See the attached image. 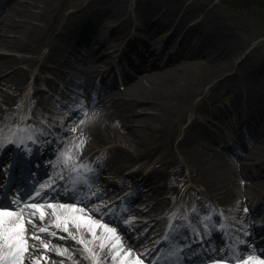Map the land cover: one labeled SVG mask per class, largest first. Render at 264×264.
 <instances>
[{
    "label": "rangeland",
    "instance_id": "374dc122",
    "mask_svg": "<svg viewBox=\"0 0 264 264\" xmlns=\"http://www.w3.org/2000/svg\"><path fill=\"white\" fill-rule=\"evenodd\" d=\"M31 1L32 0H25L22 2H26L29 5ZM127 1L128 4L126 15L130 16L131 24L124 27L117 26L116 30H114V27L120 22V19L126 16L125 15L121 18H115L114 16H111L109 12H107V10H110L112 8L114 0H64L61 7L58 8L56 13L52 17L51 25H49V27H47V29L45 30L43 29L36 32L35 38L37 41L34 38L36 42H33L35 51L23 52V54L27 56L37 57L38 61L37 65H35L27 74L26 82L22 89V92H20L18 97L15 99V101H17V105L14 103V110L18 111L19 109H24L28 105V101L30 100L35 101L37 104L43 102L47 107H50L52 104L54 105V111L63 114L64 118L63 116L59 115L53 117L56 119L61 118V122L64 123V121L69 118L65 116L66 112L61 107H59L58 104H55L53 102V99L51 98L52 93L60 99L66 98L63 99V101L72 103L71 105L75 108V110L79 109L76 102L70 99V95H73L74 97L78 96L76 94V90L74 89L76 88V86L71 85L72 82L68 78H66L70 77L75 80L74 78H76L77 70H75L74 67L70 66V61L63 62V60L65 58H68L69 56H71V60H75L77 57L82 58V54L86 56L88 53L87 45H83L81 43V45L77 46V50H73V54H69L68 52H66V49H60L58 51V62L49 60V62L45 63L44 68H39L41 62L46 61L45 56L50 53L51 49V44L50 42L48 43L49 38L46 36L47 33L51 34L52 38H55L58 34H61V32H63L62 36L58 39V42H66L68 44L70 39H74V35L70 33L72 32V30L70 31V29H72L74 25V18L72 19L69 16L71 13L76 12L77 10L79 11L83 7H85V11H89V13H92L89 21L92 20V18H98L101 30L106 33H111V35L109 34L110 36L108 38L110 40L107 39L109 42L107 41V44L105 43L103 47L97 49L99 55H101L98 61L101 63H107V61H109V63L112 62L114 64L117 74L122 75V79L120 78V75L118 78L120 80L119 85H124L125 87H119V89H115L116 87H114L115 90L112 91V94L116 97V100L120 102L122 99H128L130 97H128V83H131L136 78L135 75L138 73V71L136 72L130 66H126L127 62L119 61L118 63V57H120L122 49L125 48L124 45L128 43L129 35H138V33L143 30V26H141L143 25L142 19L139 20L137 18V14L139 13L137 12L136 8H138L139 1L142 2V8L144 9H146L149 4L152 5L151 8L155 9H158L159 6H161L162 8L160 9V11L166 8H169L171 10H176L178 8L181 11L180 15L182 14V12L184 14V11H191V13L193 14L191 17L194 18L192 22H200L205 28H211V32L213 31L218 33L217 37H215V42L223 41L224 43H228L231 45V51L229 54H221L215 57L217 61L219 60L223 62V67L226 68V70L216 78L208 79L196 90L191 100L192 105L195 104L197 107L201 106L200 108H202V106L205 107L206 105L214 108L226 106L232 102L231 99L234 94V84H239L240 81H242L246 85L251 86L255 90H259V88L261 87V84L264 81V0H149L147 2L145 0ZM11 4H7V9L13 5ZM30 10L35 11L38 9L37 7L29 6L25 10V12L28 13ZM79 12H82V10ZM76 14V16L80 15V13L78 14V12ZM20 20L22 23H24V26L38 23V20L29 18L27 15H24V13L23 18H21ZM186 25L188 26L191 24H189V21H187ZM20 28L22 29V25L20 27H17L14 33L10 34L9 36L13 38L18 37L19 34L22 33V30L20 31ZM171 30L172 28L169 29L163 27L155 29L152 36L149 37L150 39L148 38L147 40L155 41V44L151 43V46L155 48L158 47L159 50L162 48L167 56H177L175 57L177 61H165L160 65L152 66L149 69L160 70L163 67L176 65V63H180V61L178 62L179 59L182 60V63L184 65V77H194L198 73L200 74L202 66L198 63V61H202L203 64L204 54H208L210 52V49L203 53H200V55H188L185 51L176 50V48H174L176 45L175 42L179 39L176 35H170L168 38L171 43L168 46H164L163 35L168 34L169 32H171ZM128 32V36H125ZM0 36V39L6 37L2 35L1 32ZM135 42V44L137 45L136 50L140 48V43H144V41L142 40H137ZM193 47L194 48L192 49L195 51L197 47ZM3 54L6 56H11L19 55L20 53H18L17 51L6 49L4 46H0V57ZM128 55L129 61L134 64L136 62L137 56L132 53H128ZM242 58H244L245 60L244 62L240 63V60H242ZM109 65L110 64L108 63L106 64V66ZM230 65H232L233 67H230ZM14 67H16V65L11 66V64L8 65L6 63L0 62V77L11 73L14 70ZM34 80L36 81V83H34ZM47 80H49L51 83L47 84ZM56 82L57 84L59 83V85H61L65 90L69 91V94L67 96L63 93H56L54 92L55 90L48 89V86L53 84L56 90H58L59 86L56 85ZM180 82L182 83V80L180 78H178L177 80L174 79V81L165 80L163 84V87L166 89L164 95L167 96L170 93H176V91L179 90ZM5 85L6 84L2 80H0V102L3 106L6 105V103L1 101ZM45 90H49V93ZM251 98L256 100L254 96H252ZM261 102L264 104V100H262ZM21 105H23L24 108H21ZM142 106L149 108L147 109L145 114V116L148 117V121L146 122V125L148 126L142 128L139 127L141 126L139 124V120L142 117V112L144 111L140 110L141 105H137L138 111L132 116L128 115L127 112H125L124 116L127 115V118H129V120L123 121V125L125 126L124 130L139 127L138 132L143 136L144 141L148 146L160 143L165 138V141L167 142V155H160L161 151H159L157 154H152L153 156L150 155V157L146 159V161L142 160L146 163L140 162L139 158H137L135 162L127 163L123 162L118 156L116 158H112V160L109 162V165L112 168L111 172L113 174L116 173V175H120L122 173L123 175H126L131 171L133 172L134 170H136V168H139V171L135 173V175H137V178L145 175L148 177L147 179H150L149 177L150 175H152L151 173L156 176L155 180H151L145 185L147 186V188H145V190L143 191L145 192L143 194L144 196L142 197L143 199H141L140 203H138L139 208L145 207V209L139 215L145 214L147 217H149L147 215L149 210H154V213L150 215L157 216L158 214L161 215V213L162 215L170 214L176 206L181 208V206L187 204V201H197L201 196L206 194V192L210 191L208 190V187L206 185L201 184V186L198 178L196 177V171L194 170V166H196L194 162V155H197L200 158V162L204 163V169L208 168L210 170L211 178L218 185L224 184V182H219L220 179L229 178L230 175L231 178L233 177V180L241 181L243 182V184H248L250 183V181H252V179H246L245 177L242 178L241 172L239 170H235V166L232 168L234 160H230L229 158H231V156L229 154H226L225 150L220 149L214 141L215 138L218 137L219 141L221 142L220 139L224 135H227L229 138L234 139L235 134L233 132L225 129L224 134L222 130L220 131L211 127L212 129L216 130L214 134L215 138L212 134V137L198 140L194 145H190L188 147H186L185 144L181 142L182 137H184L185 133L189 130L188 122L192 121L197 126L200 125L199 120H202L204 122L206 121V116H202L199 114L200 109H190L186 113H181L179 117L173 120H169L167 106H163L158 110L154 109L153 107L151 108V105L148 106V104ZM95 107L99 112L104 109L100 105H95ZM85 108L91 109L90 105ZM166 109V112H161ZM83 115L84 114H81V116H79L78 118H82ZM161 122H165L166 124L163 131H161ZM71 129H75V125L74 128L71 127ZM68 132H70V135H74L75 131L71 130ZM118 132L121 133L122 131L118 130ZM259 133L260 132L258 130V134ZM67 134L65 133L63 135V138L65 136V141ZM78 138L83 142H94V139H91L88 135H83L81 133H79ZM250 140L251 142H249V144L254 149L256 145L259 144V142L255 141L253 135H250ZM120 144L123 147L124 151H129L130 153L134 154L137 151L135 145H132L131 142L125 141L121 142ZM238 145L240 144L238 143ZM106 146H108V144L105 145V147ZM96 150L98 151L99 155L102 149L100 147H97ZM84 154L85 153L82 152L77 157ZM159 157H161V159H158ZM158 185L160 186V189L155 190ZM150 189H153L154 191ZM212 194L214 195V201L220 199V204H224V201H226L224 199H221V196L215 195L214 193ZM234 198H236V195L230 196V200H228L229 203L234 202ZM171 199H173V204H168L163 209V201H170ZM176 200L179 201L178 205H175ZM160 206L162 207L159 208ZM229 207L233 209L234 212L243 211L245 215L248 214L247 212L249 208L245 207V205H229L228 208ZM219 209L220 208L218 207L217 211ZM263 212L264 209L262 211H256V213L254 215H251L250 218L252 219L254 217H257L258 214L263 215ZM91 213L93 212L91 211ZM88 214L90 215L89 211ZM92 216L97 220H100V223H105L108 226V221L105 222L95 215ZM55 224V222L50 221L46 225H40V221L37 217V219L35 218V227L33 228L31 225H29V229H34L29 235L34 232L37 236H39V239H29L28 243L30 245H34L37 250L30 251L27 254L28 257H47V259H41L40 264H79L75 262L73 254L70 253L69 256L62 251L64 254L60 255L57 254V251H53L49 248V245L51 243L64 245L68 248L73 243L76 247L83 249L82 245L77 242L80 239H77V237L69 231L68 233H65L63 231V227L59 229L56 228ZM40 227H45L48 229V231H46L45 233H39L38 229ZM53 232L56 233L55 236L51 235V233ZM69 233L71 235H69ZM72 236H75L76 239H72ZM122 238L124 239V241H126V237L122 236ZM44 244L48 245L47 249L43 247ZM88 248L90 249L89 252L86 253L84 250L83 252L85 253V257L88 256V258L93 261L94 255L92 252V248L90 247V245H88ZM103 264L109 263L108 261H105V263Z\"/></svg>",
    "mask_w": 264,
    "mask_h": 264
},
{
    "label": "bare ground",
    "instance_id": "6f19581e",
    "mask_svg": "<svg viewBox=\"0 0 264 264\" xmlns=\"http://www.w3.org/2000/svg\"><path fill=\"white\" fill-rule=\"evenodd\" d=\"M25 1V0H22ZM21 0H12L10 4L12 5L10 8H8L5 12L2 6H0V32L2 35L6 36L0 39V46H4L6 49L17 51L20 53L19 55H11L6 56L2 55L0 57V62L6 63L8 65L11 64V66H15L14 70L11 73H8L2 77H0V80H2L6 85L5 89L3 91V95L1 97V101L6 103V105H2L0 102V125L5 126L9 123L11 119H13V107L14 103L17 104V101L15 99L18 97L20 92H22V89L26 82L27 74L29 73L32 68L37 65V57L33 56H27L23 54V52H30L35 51V47L33 45V42L36 40V32L40 30H45L49 25H51L52 17L58 10V8L61 7L64 0H32L29 5L26 2H22ZM146 2L149 0H145ZM127 0H114V4H112V8L110 10H107L111 16H114L115 18L123 17L127 14ZM33 6L37 7L38 10H30L28 13L25 12L27 7ZM143 4L141 1H139L137 12L138 19H142L143 30H141L138 34H141L144 37V40L148 39L150 36H152L155 29H158L160 27L163 28H169L171 32L168 34H164V41L163 45L168 46L171 41L169 40L170 35H176L179 39V44L176 48V50H182L185 51L188 55H200V53H203L210 49L208 54H204V62L202 64V61H198L199 64L202 66V70L200 71V74L198 73L194 77H184L183 71H184V65L182 63V60L178 59V62L176 65H172L169 67H163L162 69H152L149 68L152 66H158L163 62L168 61H177L175 57L171 55L167 56L165 54L164 50H156L155 47L151 46V43H147L144 41L140 45V49L135 50V47L131 45L128 46V50H123L118 59V61L121 62H127L126 66H130L134 71H138V73L135 75V79L128 83V99H122L121 102L113 101L111 100V97L113 96L112 91L115 89H108L106 92V98L102 95L101 90H96L94 96H96V99L94 100V104L101 105L104 109H102L101 112H99L95 107H92L91 109H85V105H79V109L82 107L84 110V115L82 118L78 119L74 122L75 125V132L74 135H70V132L66 135V144L67 149L72 151V155L76 157L77 155H80L82 152H90L94 151L95 148L100 147L102 149V152L99 157V162L101 164H108L112 158H116L117 156L121 158L123 162L132 163L135 162L137 158H139L140 162L146 163L143 161H146L152 154H157L159 151H161L160 155H167L166 149H167V142L165 141V138L163 141H159L160 143L154 144L152 146H148L147 143L144 141L143 136L138 132L139 127H145L146 122L148 121V117L145 116L147 109L145 104L151 105V108L154 109H161L163 106H167L168 108V114H169V120H173L180 116L182 113H186L190 109H202L200 107H197L195 104H191V100L196 92V90L208 79L210 78H216L218 75H220L223 71L226 70V68L223 67L222 61H217L216 56L217 55H227L231 51V45L228 43L221 42H215V37H217V32H211V28H205L200 22H192L194 18L191 16L193 15L191 11H184V14L180 15V9L171 10L169 8H166L162 11L160 9L162 8L159 6L158 9L151 8L152 5L148 4V7L146 9L142 8ZM85 7L80 9L82 12H79L78 10L76 12H73L70 14L69 17H71L73 20V26L79 27L81 29V33L83 38L82 44L87 45V51H88V57L87 61L83 68L85 71H82L81 74H76L75 80H73L70 77H66L69 80H72L71 82H74L78 85H84L86 90L88 87H92L94 84L87 81L88 78H90L91 75L94 73L92 72L93 69L96 70L95 64L101 55L98 53V48L103 47V45L107 41L111 33L107 34L103 30H101L100 23L98 18L94 19L89 22V18L91 17L92 13H89V11L84 10ZM84 10V11H83ZM87 10V9H86ZM80 13V15L76 16L77 13ZM2 13V15H1ZM24 15H27L29 18H33L38 20V23H33L31 25H25L21 22V18H23ZM113 17V18H114ZM19 19V20H17ZM187 21H189V24L186 25ZM192 22V23H190ZM72 23V22H71ZM131 24V18L130 16L126 15L124 18L120 19V22L114 27V30H116V27H124ZM22 25V29L20 28V31L22 30V33L19 34L18 37L13 38L10 37V34H13L15 29L17 27H20ZM112 32V31H111ZM61 34H58L55 38L51 37V34L47 33V37L49 38L48 43L51 44L50 53L45 56L46 61L41 62L40 68L45 67V63L49 62V60L57 59L55 56L57 47L59 46V38L62 36ZM129 32L126 33L125 36H128ZM182 34V35H180ZM60 35V36H59ZM137 35V34H135ZM156 36V35H155ZM1 37V36H0ZM35 38V40H34ZM108 39V40H107ZM217 39V38H216ZM114 40V39H112ZM116 40V39H115ZM218 40V39H217ZM221 40V39H220ZM37 41V40H36ZM35 41V42H36ZM219 41V40H218ZM109 42V41H108ZM116 42V41H115ZM114 42V43H115ZM151 42V41H150ZM174 43V42H173ZM96 45V46H95ZM109 45V44H108ZM135 45V44H134ZM113 46V45H112ZM193 46H196L197 49L194 51L192 48ZM111 47V45H110ZM115 47V46H114ZM134 53L136 57V62L133 64L129 60L128 52ZM109 55V54H108ZM109 57V56H108ZM44 58V59H45ZM244 58L240 60V63L244 62ZM24 64L22 65L21 64ZM76 65L80 67V61H75ZM119 63V62H118ZM239 63V64H240ZM73 65V64H72ZM75 65V64H74ZM233 65V64H232ZM230 65V67H233ZM98 66V65H97ZM165 68V69H164ZM113 67H110L108 71H111ZM146 69V70H144ZM149 69V70H148ZM38 70V68H37ZM144 70V71H142ZM94 71V70H93ZM142 71V72H140ZM40 75V74H39ZM120 75V78L122 79V75ZM180 78L182 80V83H179V90L176 91V93H170L167 96H165L166 89L163 87V84L165 80H171L174 81ZM116 79V78H114ZM145 80V81H144ZM117 81V80H115ZM34 83L36 81L34 80ZM46 83L50 84L51 82L49 80L46 81ZM127 85V84H126ZM120 87H125L124 85ZM84 88V90H85ZM89 90H87L88 92ZM90 91L88 92L89 95ZM233 95L236 101V105L243 106V108H247L249 106V111H254L256 109H259L261 107H264V104L261 102L264 100V81L261 84V87L259 90L253 89L251 86L244 84L242 81L239 82V84H234L233 89ZM243 93V94H242ZM240 95V96H239ZM249 95V96H248ZM254 96L256 100L251 98ZM108 97V99H107ZM86 98V93H84V97H82V101H84ZM162 100V102H161ZM252 104V105H251ZM137 105H141L140 110H143L142 117L139 120V124L141 126L137 128H131L124 130L123 121H128L129 118H127V115L124 116L125 112H127L128 115H133L134 113H137L138 108ZM87 107V106H86ZM218 108V107H217ZM221 108V107H219ZM146 109V110H145ZM81 110V109H80ZM206 111V108L204 109ZM82 111V110H81ZM166 110H163L161 112H166ZM204 112V111H202ZM247 113V110H245ZM201 114V113H200ZM249 116L253 117L254 114L252 112L248 113ZM36 117V116H35ZM181 118V117H180ZM81 120H83V123L81 125ZM178 120V119H177ZM186 122V121H185ZM255 127L258 128H264V116H258L257 118H254L253 120ZM162 130L165 129V122H161ZM251 124V123H249ZM74 125L72 128H74ZM189 130L185 133L184 137H182L181 142L185 144L186 147L194 145L198 140L206 139L208 137H211V132L209 129L205 128L204 126H196L195 123L192 121L188 122ZM72 130V129H71ZM70 130V131H71ZM122 131L121 133L118 132ZM79 133L83 135H88L91 139H94V142L91 141L90 143L83 142V144L79 147V149L74 148V145H79L82 140H79ZM165 133V132H164ZM97 141V142H95ZM131 142L132 145H135L136 153H130L129 151H124L123 147L121 146V142ZM257 141H259V144L256 145L255 149H244L243 153L237 156L236 163L232 165V168L235 166V170H239L241 174H243V177L246 179H252L250 183L243 184V182L238 180H233V177L231 178V175L229 178L220 179V183L224 182V184H216L215 181L211 178L210 170L204 169V163L200 162V158L197 155H194V162H195V171H196V177L198 178L199 183L202 185H206L208 187L209 194L211 197L214 195L221 196V199H224V204H221L223 206H229V205H239V206H250V211H261L264 205V132L261 133V135L257 138ZM105 147V145H107ZM93 152V153H94ZM123 152V153H122ZM198 152V151H197ZM201 155V153H200ZM242 155V156H241ZM153 156V155H152ZM239 157H241L239 159ZM55 163H57V158L54 157ZM158 159H161L159 157ZM165 159V158H163ZM162 159V161H163ZM143 160V161H142ZM139 168H136L135 172H138ZM150 179H147L144 177L140 180V185L144 183H149L151 180H155L156 176L151 173ZM109 176V175H108ZM106 179L108 178L105 176ZM105 179V180H106ZM104 182V181H102ZM145 185V184H144ZM94 189V187H92ZM160 189V186H158L155 190ZM216 190V191H215ZM218 191V192H217ZM157 192V191H156ZM236 195V198L234 202L229 203L228 200L230 196ZM214 198V197H213ZM256 198V200L254 199ZM217 201L220 203V199H217ZM166 203V202H164ZM54 205H66V206H73L72 204H64V203H51ZM160 206L159 208H161ZM158 208V209H159ZM45 217L43 221H40V225H46L48 222H59L61 224V227L64 226V218L68 217L70 220V223L68 225V231L74 234L77 239H82L86 242H88V245L92 248L93 252V261L88 258V256L85 257V253L83 252V249L76 247L73 243L68 247L60 244H50L49 248L53 251H56L59 249L61 252H65L70 256V253L73 254V258L75 259L76 263L79 264H103L105 261H108L109 264H119V260L123 257L118 258L116 261H113L111 259V256L109 254V249L106 247L103 251L97 246L99 241H93V238L91 235L88 234L84 226L81 224L79 228L75 226L76 222L71 220V217L73 215L75 216H84L88 217L90 216L87 213V210H84L83 213L77 212L75 214L67 212L65 210L60 209L57 207L55 209L56 215L54 216L52 213L54 209L51 208H45ZM30 210H25L24 215L25 217L29 215ZM137 212V208L133 209L132 213ZM229 212V211H226ZM154 211H151L149 213L152 214ZM260 214L261 218L264 217V212ZM59 216L60 220L57 221L56 217ZM92 217V216H91ZM52 218V219H51ZM93 219H96L92 217ZM46 219V220H45ZM257 220V218L255 219ZM100 222V221H99ZM249 223L248 221H246ZM157 226L162 227V220H157ZM109 227V226H108ZM111 228V227H110ZM116 232V230H115ZM253 232V231H252ZM101 233L98 231V235ZM117 234V232H116ZM120 237V242L123 244V250H131V243H126L122 240L121 236L117 234ZM49 236V235H47ZM136 258V253H133L131 250V256L127 257L128 260H134ZM228 264L224 261H216V260H210V262L206 264Z\"/></svg>",
    "mask_w": 264,
    "mask_h": 264
},
{
    "label": "snow or ice",
    "instance_id": "6c2138e0",
    "mask_svg": "<svg viewBox=\"0 0 264 264\" xmlns=\"http://www.w3.org/2000/svg\"><path fill=\"white\" fill-rule=\"evenodd\" d=\"M83 123V120H81ZM75 131V129H72ZM30 142L35 143V137H29ZM16 143L15 140H8L7 137L0 133V147H3L5 143ZM83 144V141L79 145H74V148L79 149ZM19 146V144H18ZM69 161H72V172H78L81 170L91 171L87 168L86 165L80 164L76 165L72 151L69 150L68 153L64 154L63 163L65 167L68 166ZM41 189L46 188V185H40ZM36 197H40L42 192L40 190H35ZM34 199V198H33ZM11 204L15 205V209L8 206H0V264H40L41 259H47V257H28L30 251H36L34 245L28 243L29 239H39L34 232L29 235V225L33 228L35 227V218L38 215L40 221L44 220L45 217V208L54 209L53 215H56L55 209L59 207L62 210H65L70 213H83V208H77L75 206H66V205H54L51 203L41 204L33 202L30 204H25L21 206V201L17 199L11 200ZM25 208L29 209V215L25 217L24 210ZM57 221L60 220V217H56ZM72 221H75V226L77 228L82 224L89 235L92 236L93 241H99L98 247L103 251L106 247L109 249V254L113 261H116L118 258L123 257L119 260V264H143V261L137 256L134 260H128L127 257L131 256V250L124 251L123 244L120 242V237L116 234L115 229L110 228L105 223H100L99 220L93 219L91 216H75L71 217ZM63 231L68 233V225L70 220L68 217L64 218ZM50 227V226H49ZM56 228H61V224L57 222L55 224ZM48 231L45 227H40L38 229L39 233H45ZM98 231L101 233L98 235ZM52 236H55L56 233H51ZM69 235H71L69 233ZM63 239V237H62ZM72 239H76L75 236H72ZM167 239V237H166ZM83 247V250L87 253L90 251L88 248V242L84 240L77 241ZM45 249L48 248L47 244H44ZM57 254L63 255L59 249L56 250ZM236 264H264V258L257 259L254 257V254H249L247 257H236ZM219 264V262H217Z\"/></svg>",
    "mask_w": 264,
    "mask_h": 264
}]
</instances>
